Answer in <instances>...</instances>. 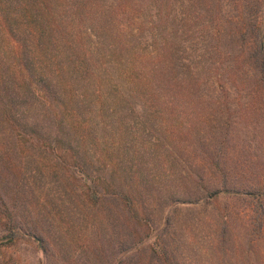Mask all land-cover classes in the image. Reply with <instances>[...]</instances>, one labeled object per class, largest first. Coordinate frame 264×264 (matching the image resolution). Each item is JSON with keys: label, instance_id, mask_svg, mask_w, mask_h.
Masks as SVG:
<instances>
[{"label": "trees", "instance_id": "1", "mask_svg": "<svg viewBox=\"0 0 264 264\" xmlns=\"http://www.w3.org/2000/svg\"><path fill=\"white\" fill-rule=\"evenodd\" d=\"M58 4H53L52 0H0L2 258L6 257L7 251L17 248L21 240L28 239L37 243L42 251V264H57L56 258L62 252L53 230L70 226L64 222L66 215L79 211L92 213L99 220H106L109 225L103 229V238L98 243L92 241L91 245L84 246L79 251L80 256L82 253L89 259L100 258L105 260V264H111L112 259L114 264H178L176 257L181 245L170 231L179 226L169 212L164 213L165 204L171 202L197 207L199 210L194 211L200 213L207 202L217 204L218 200L224 198L248 200L249 208L244 210V215H248L251 220L257 219L261 229L259 231L262 233L264 156L255 154L253 145L249 143L245 153L238 158L214 154V186L208 184L209 179L192 172L185 171L181 174L174 171L170 156L158 153L161 147L152 152L154 157L149 163L162 168L158 175L164 184L170 182L168 188H145L146 167L135 170L138 178L130 175L126 179L125 175L122 178L121 175L114 176L110 172H104L102 152L97 153L102 146L98 140L93 144L89 139L91 137L86 136L89 130L82 127H85L83 121L87 118L78 114V106L83 105L89 113L103 117L105 107L90 104L92 101L89 94L100 90V82L108 75L104 70L105 59L109 56L99 60L97 52L91 57L88 50H85L77 55L82 59L74 60L67 54L64 44H58L57 41L65 39L62 26L66 27L65 21L69 18V12L62 10L61 4L59 8ZM184 5L191 11L190 16H195L202 7L200 9H204L217 20V33L214 37H219V45L216 46V51L219 56L226 53L227 61L216 68V72L220 68L221 73L217 76V82H212V85L221 87L225 92L230 88L236 93L234 99H224V107L229 102L234 105V110L227 114L226 120L229 116L234 117L233 126L236 131L243 130L255 136L264 134V131L259 130V120L264 117V110L258 107L263 97L243 108L248 100L242 96V91L247 89L264 91V0H184ZM66 29L69 34L70 31ZM206 35L213 37L208 33L207 27L197 43L203 54L209 50L210 45ZM78 36L80 37L77 40L85 46L87 37L80 34ZM223 40L226 42H222ZM116 46L120 51L124 48L121 41ZM224 46H230V51L222 50ZM61 53L66 54V58L59 59L58 55ZM40 56H51L49 61L45 60L50 71L54 67H58L61 73L81 69L80 72L87 71L85 76L88 78L83 80L82 75L79 82L72 81L75 87L71 86L70 92H67L69 96L66 97L60 94L58 83L54 85L51 76L46 75L44 80L50 84L34 92L38 96V104L29 100L11 102L7 95L15 94V90H21L22 87L33 86L28 76V66L35 64L36 70L40 68ZM80 65L83 67H78ZM151 76L155 77L156 84L161 87L172 86L173 81L166 76V70L162 67H158L157 73ZM184 83L191 86V83ZM82 84L93 87L87 97L78 90ZM119 91L122 96L124 91ZM96 97L100 98L99 95ZM101 97L103 99V95ZM74 99H77L76 104ZM120 99L111 96L110 101H103L117 103ZM26 105L39 106L38 115L44 114L50 118L46 130H39L32 123L31 117H28L30 115L23 113ZM72 106L74 107L70 111L74 112L75 122L59 126L62 124V117H70L69 108ZM172 117L175 118V115ZM82 140L91 143L88 149ZM133 145L136 148L137 144ZM102 151L104 154L105 147ZM229 160L231 165L227 163ZM111 163L117 165L115 160H111ZM106 173H109L108 177ZM50 193L55 196L53 201L47 199ZM213 193L215 195L212 197ZM156 215H160V222ZM216 219L219 225L215 229L216 241L213 249L217 255L223 253L229 258L228 232L232 230H229V219L224 209H216ZM43 221L51 223L46 225ZM103 224L106 223H101ZM111 232L115 237L104 236ZM245 235L249 241L246 232ZM60 239L65 240L67 236ZM127 248L134 249L130 257L124 255ZM253 254L252 245L247 262L243 251L233 252L232 258L242 260L238 264H252ZM107 256L111 260L105 259ZM16 260L12 263L6 260L5 264H17Z\"/></svg>", "mask_w": 264, "mask_h": 264}, {"label": "rangeland", "instance_id": "2", "mask_svg": "<svg viewBox=\"0 0 264 264\" xmlns=\"http://www.w3.org/2000/svg\"><path fill=\"white\" fill-rule=\"evenodd\" d=\"M56 2L59 3V8L61 4L62 10L69 12L66 27L62 26L65 39L57 41L58 44H64L67 54L74 60L82 59L77 55L85 50H88L91 57L97 52L99 60L109 56L105 59L104 70L108 75L100 82V90L89 94L93 87L82 84L78 88L86 97L90 95V104L105 107V113L100 117L89 113L83 105L78 106V114L87 118L83 121L85 127H82L89 130L86 136L91 137L89 139L93 144L98 140L102 148L106 149L104 154L102 148L97 151L102 152L104 172H110L114 176L121 175L122 178L125 175L126 179L130 175L138 178L135 170L146 167L145 188H168L170 182L164 184L158 175L162 168L149 163L154 157L152 152L161 147L158 153L170 156L174 171L181 174L185 171L192 172L209 179L208 184L214 186V154L238 158L245 153L249 143L253 145L255 154L264 156V134L255 136L243 130L236 131L233 126L234 117L229 116L226 120L227 114L234 110V105L229 102L224 107V99H234L236 93L233 89L229 88L225 92L221 87L212 85V82H217V76L221 73V69L218 68L216 72V68L226 62L227 58L226 53L219 56L216 51V46L219 45V37H214L217 33V20L200 9L202 7L195 16H190L191 11L184 5V0H52L53 4ZM206 27L213 37L206 35L210 45L209 50L203 54L197 43ZM65 28L70 31L69 34ZM79 34L87 37L85 46L77 40ZM118 41L124 45L122 51L116 46ZM230 49V46H224L222 50L229 52ZM49 57L51 56H40V68L37 70L35 64L28 66V76L33 86L22 87L21 90H15V94L7 95L11 102L29 100L38 104V96L34 92L50 84L44 80L46 75L51 76L54 85L58 83L60 94L66 97L69 96L67 92H70L71 86L75 87L72 81L79 82L82 75L83 80H87L86 70L61 73L58 67H54L50 71L46 62ZM58 58H66V54L61 53ZM158 67L166 70V76L173 81L172 86L161 87L156 84L155 77L151 75L157 73ZM74 73L79 75L73 76ZM184 82L191 83V86L184 85ZM119 90L124 91L122 96L119 95ZM98 95L100 98L96 97ZM102 95L104 101H110L111 96L121 99L117 103L104 102ZM242 96L248 100L243 105L244 108L260 97L264 100V91L247 89L242 91ZM263 100L258 103L260 110H264ZM76 101L74 99L75 104ZM73 107L69 108L70 117H62L61 125L60 120L58 121L59 126L75 122L74 112L70 111ZM39 111V106L26 105L23 109L25 115H30L28 117H31L32 123L43 131L50 118L44 114L38 115ZM173 114L175 118L172 117ZM259 122V130L263 132L264 117ZM82 141L88 149L91 143ZM134 143L137 144L136 148ZM111 160H115L117 165L111 163ZM227 163L232 164L231 160ZM108 175L106 173L107 177ZM214 195L211 194L212 197ZM47 196L48 200L55 199L53 193ZM41 202L44 203L43 200ZM218 207L224 209L229 219V230H232L228 232L229 258L223 253L217 255L213 249L215 229L219 225L216 219ZM248 208V200L230 198L220 199L217 204L207 202L200 213L194 211L199 208L188 204L166 203L164 213L169 212L179 226L170 231L181 245L176 257L178 264H238L242 260L233 259L232 254L240 251H243L247 262L252 245V264H264V231H259L261 229L257 219L251 220L248 215H244V210ZM66 216L64 222L70 226L53 230L62 252L56 258L57 264H105V260L100 258L89 259L82 253L80 256L79 251L84 246L91 245L92 241L98 243L103 238V229L109 227L107 221L99 220L92 213L79 211ZM156 217L160 222V215ZM104 222L106 224L101 225ZM43 223L48 225L51 222ZM109 235L115 237L113 232L104 236ZM64 236L67 239H60ZM132 249L127 248L124 255H133ZM2 250L0 247V264L10 262L11 258L13 260L10 263L17 259V264H42L43 253L38 244L31 240H21L17 248L7 251L5 258H2ZM111 262L114 264V259Z\"/></svg>", "mask_w": 264, "mask_h": 264}]
</instances>
